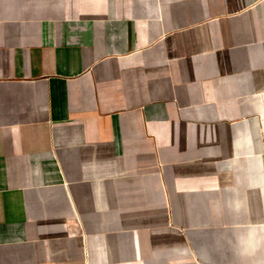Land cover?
I'll return each instance as SVG.
<instances>
[{"label":"crops","instance_id":"1","mask_svg":"<svg viewBox=\"0 0 264 264\" xmlns=\"http://www.w3.org/2000/svg\"><path fill=\"white\" fill-rule=\"evenodd\" d=\"M0 264H264V0H0Z\"/></svg>","mask_w":264,"mask_h":264}]
</instances>
